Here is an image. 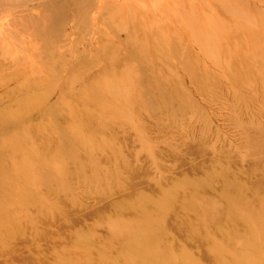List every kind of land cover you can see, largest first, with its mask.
Masks as SVG:
<instances>
[{
	"label": "rangeland",
	"instance_id": "1",
	"mask_svg": "<svg viewBox=\"0 0 264 264\" xmlns=\"http://www.w3.org/2000/svg\"><path fill=\"white\" fill-rule=\"evenodd\" d=\"M135 1L89 19L86 4L53 18L54 0H25L30 14L18 25L33 35L13 29L7 53L27 54L44 76L37 89L19 79L43 110L32 101L30 113L18 110L27 94H7L17 83L0 79V122L15 126L0 129V145H14L0 147V191L9 193L0 197L9 214L0 216V264H59L73 253L85 262L77 241L129 263L124 247L143 238L147 216L151 240L188 251L195 264H264V25L247 21L264 8L186 0L193 7L182 23ZM231 181L240 197H224ZM126 200L133 206L122 210ZM174 223V235L161 231ZM141 242L129 246L154 251Z\"/></svg>",
	"mask_w": 264,
	"mask_h": 264
},
{
	"label": "bare ground",
	"instance_id": "2",
	"mask_svg": "<svg viewBox=\"0 0 264 264\" xmlns=\"http://www.w3.org/2000/svg\"><path fill=\"white\" fill-rule=\"evenodd\" d=\"M134 1L135 0H78L77 2H75L74 0H54V2L57 4L56 7L54 8L55 9L54 10L55 13H53L52 15H49V17L51 16L53 18L54 17L57 18V15H58V18H62V17L65 16V13L68 14L71 10H72L73 13H77V11H79V7L81 8L83 6V4H86L85 6L87 8L84 7L83 9L89 15H91V17L89 16V19H90V18L94 17L93 15L102 13V11H103V13H106L105 11H107V10H112V11L116 12V11H122L120 9H124V10L129 11L131 9V7H132L131 4ZM143 1H146L145 3H147L149 6L154 7L155 9H158V11H160L159 12L160 16L163 15L165 17V19L166 18L168 19L169 16H170V18H172L171 20L177 18L182 23H186V20L188 18L187 15H186L187 14L186 8L188 6L193 7L191 5H188V2L186 0H143ZM150 1H152V2H150ZM210 1L214 2V3H217L219 6H226V7L228 5H231L233 2H238V3H240L241 6H244V7H246L247 9H249L251 11H254V10L258 9V8H264V0H210ZM69 3H72V4H69ZM80 4H82V5H80ZM232 6H234V5H232ZM27 8H29V7H27ZM164 9L166 11L165 13L163 11ZM197 9H200V8L198 7ZM28 11H30V10H26V8H25V0H0V79L3 78L7 74V75L10 76L9 77L10 78L9 83H17V84H11L9 87L6 88L5 92L7 94H12L13 92H17V91H19L18 89H21V91L24 90V94L25 93L27 94V95L23 94L24 98L21 99L22 102L20 101V104H21L20 105V109H18V110H21L22 112H25V113L26 112L30 113L33 110L31 108L30 109L25 108V103L27 101H30V102L32 101V104L34 105L36 112H42L43 106L39 104V100H37V98H36L37 94H33V93L30 94L29 92H28L29 93L28 94L26 92V89H24L22 87V84L19 83V79L25 77L26 79L30 80L31 82L36 83L35 84L36 87L34 89H37L38 83H40V85H42L41 82H42V80H44V76H42V74L40 72H35L33 70V68L28 63V60L30 59V57L27 54H23V55H9L7 52L10 51V48L13 47V42H11V41L12 40H17V37H15L14 36L15 34H13V31H14L13 29L17 30V28H19L18 31L22 30V32H24V33L27 31V32H29V34L33 35V31L31 30V28L29 30V26H28L27 23H26V25H25V22H24V25H18L20 23V21L23 20L27 14H30ZM262 13L263 12H261L260 14L248 15L247 21L254 22V23H261L262 25H264V14H262ZM231 15H232L231 17H235L236 14H234V12H233ZM193 17L194 18H198L197 15L196 16L193 15ZM46 22H47L46 17L44 19L40 18V21L39 20H34V21L31 20L30 21V23L39 24V26L47 24ZM19 38H21V36ZM10 39H12V40H10ZM33 50H36V49H33ZM34 53H36V52H34ZM19 54H20V51H19ZM35 92H37V90ZM5 113H10V108L6 109ZM70 116L71 115H68L67 120H71ZM62 119H63V117H62ZM2 125L6 129H12V128L15 127L14 125H9V123H6V122L5 123H1L0 122V129L2 128ZM23 127H25V126H23ZM12 146H14L12 143H9V145H8L7 142H3V141H2V143L0 145V147L4 148V150H5V147H6L7 148L6 151L11 150ZM82 166L85 167V163L84 164H80L79 167L82 168ZM18 179H19V177H18ZM234 182L235 181H231V183H229V184H231L233 186V189H234L233 190V195H231V194L230 195L223 194L224 197L230 196L228 199H232V197H234L235 195H236V197H240L241 196L242 189L238 185H235ZM227 193H229V191H227ZM6 194H9V193H6L4 191H0V197L6 196ZM31 199L35 200L34 197H32ZM36 202H38V200ZM122 203L126 204L125 207L122 208V210H127V207L129 208L130 205L133 206V204L130 201L127 202V200L122 202ZM170 203L171 202H168V204H170ZM181 205L182 204H180V206ZM40 207L45 209V210H47V208H45L44 205L43 206L41 205ZM1 209H3V208L0 207V216H3L7 212L4 211V210H1ZM49 210H50V208H49ZM56 211H60V210L58 209ZM7 216H9L8 213H7ZM165 216H163L161 218H165ZM149 217L150 216H147L148 220H149ZM44 219L46 220L45 217H42V219H41L42 223L43 224H48V227H49V228H46V231H50V232L55 231V230H53L54 229V225H53L54 221L52 223L49 220L50 223L49 222L45 223L46 221H44ZM148 220L144 219L143 220L144 223L141 225L143 227L140 226L141 228L139 229L140 231H142L143 229L145 230V232H144L145 234H144L143 238L140 237L142 239V242H141L140 238H136V239H133V240H131V239L129 240L128 239L127 240V242L129 241L128 245H126V247H124V249H126L125 251H127L128 253H131L132 254L131 256H133L134 259L139 261V264H164V263L165 264H186V263L187 264L188 263L195 264L194 260H192L193 257L192 256H188V251H186L185 253H182L179 250L177 252H175V250H172V248L169 247L166 243L152 241L151 240V235L153 233L156 234L157 231L155 230V228H153L152 230H151V228H146V224H148V222H149ZM56 222H57V219H56ZM56 222H55V228L57 229ZM165 222L166 221L160 219V224L163 227L165 226ZM51 223H52V225H51ZM170 224L171 223L169 222V225ZM59 225H60V223H59ZM177 225L178 224L174 223L167 230H161V231H163L165 233L167 232L169 234H173L174 235V233L177 232ZM61 226H62V224H61ZM237 228L238 227L234 228V230L236 232H237ZM57 231H58V229H57ZM60 231H62V230H60ZM50 232H47L48 235H49ZM52 234H53V232H52ZM45 235H46V233L44 234V236L38 235V241H40V245H43V244L46 243V240L44 239ZM17 236H18V233H13L12 235H10L8 237L10 239L6 238V240H12L11 243H13V241L17 239L16 238ZM199 237H201V235ZM202 237L203 238L206 237L205 240H207V239L210 240V238L207 237V236H202ZM24 238H26V236L22 237V239H24ZM133 241H136V242L140 241L142 244L150 245L151 250H154V251H151L150 253L149 252L148 253H144V249H143L144 246H140V247H137V248L130 247L129 245H132ZM23 242L27 243V242H30V241L29 240L28 241L24 240ZM215 242H218V241H215ZM93 243H95L96 245H100V244H98L96 242H93V241H88L87 243L77 241L75 244L80 246L79 247L80 249L81 248L85 249V251L87 252V258H88L87 260L88 261H90L89 257H91V258L97 257L96 259H98V261H95V264H96V262H97V264H112L113 262H111L112 260H110V257L111 256H117V255H112V254H107V253L102 255L101 253L96 252L94 250V248L91 247V245H95ZM37 244H39V243H37ZM46 245H48V244H46ZM133 245H135V244H133ZM0 246H3V245H0ZM178 246L180 247V245H178ZM14 247L16 248V245H14ZM174 247H175V245H174ZM176 247H177V245H176ZM179 247H177V249H179ZM214 247L217 248V245H214ZM1 249H3V247H1L0 250ZM167 249L170 250V251L168 252ZM167 252H168V256H169L170 260L168 262L161 261V259L167 255ZM23 253H24V251H23ZM39 253L40 252H38L34 256L32 255V257H36L37 255H39ZM18 256H19V253H18ZM20 256H21V253H20ZM84 256H86V255H84ZM121 256H123V255H121ZM4 257L5 256H0V259L4 258ZM58 257H59V260H61L60 262L58 261L59 264H65V263L66 264H85V263H87L86 259H85L86 260L85 262H81L80 260H78V261L75 260L76 256L74 257V253L72 255H65L63 257L58 256ZM17 258L18 257H16V259ZM28 258H30L29 255H28ZM99 258H101L102 260L100 261ZM6 259H8V257ZM134 259H133V261H136ZM213 259H216V258L214 256H211L209 260H213ZM2 260H4V259H2ZM26 260L29 261L28 259H26ZM38 260H39L38 263H40V264L45 263L42 259L38 258ZM122 260L123 259H121V257H119V260H116V261H121L120 264H125L126 262H123ZM34 261L35 260H33V263L35 264ZM133 261L129 262V263H126V264H137L136 262H133ZM1 262L2 261H0V263ZM30 262H31V260H30ZM91 263L93 264V262H91ZM202 263L204 264V262H202ZM88 264H90V263H88ZM237 264H240V261H238ZM259 264H260V262H259Z\"/></svg>",
	"mask_w": 264,
	"mask_h": 264
}]
</instances>
